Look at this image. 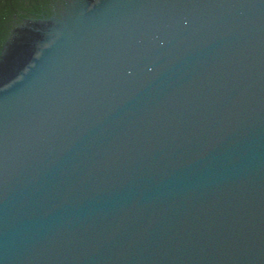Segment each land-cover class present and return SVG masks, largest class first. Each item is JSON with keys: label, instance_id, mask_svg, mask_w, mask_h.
<instances>
[{"label": "water", "instance_id": "water-1", "mask_svg": "<svg viewBox=\"0 0 264 264\" xmlns=\"http://www.w3.org/2000/svg\"><path fill=\"white\" fill-rule=\"evenodd\" d=\"M0 264H264V0H0Z\"/></svg>", "mask_w": 264, "mask_h": 264}]
</instances>
